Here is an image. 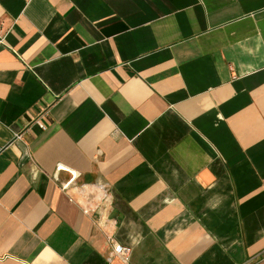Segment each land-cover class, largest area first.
Returning a JSON list of instances; mask_svg holds the SVG:
<instances>
[{
  "label": "crops",
  "instance_id": "0c3cea01",
  "mask_svg": "<svg viewBox=\"0 0 264 264\" xmlns=\"http://www.w3.org/2000/svg\"><path fill=\"white\" fill-rule=\"evenodd\" d=\"M0 37V264H264V0H0Z\"/></svg>",
  "mask_w": 264,
  "mask_h": 264
},
{
  "label": "built area",
  "instance_id": "2783aa9c",
  "mask_svg": "<svg viewBox=\"0 0 264 264\" xmlns=\"http://www.w3.org/2000/svg\"><path fill=\"white\" fill-rule=\"evenodd\" d=\"M3 43V38L0 37V45H2ZM38 124V123H37ZM38 127L41 129V130H45V127L43 124H38ZM17 140L20 138V136H16L15 137ZM69 183H66L64 185V188H66L69 184ZM130 252L131 250L127 247H123L122 245H119V244H113L112 245V254L120 259H122L123 261H126L130 255Z\"/></svg>",
  "mask_w": 264,
  "mask_h": 264
}]
</instances>
